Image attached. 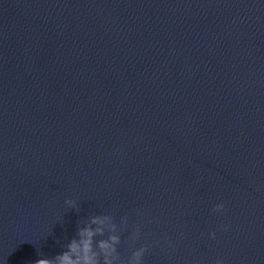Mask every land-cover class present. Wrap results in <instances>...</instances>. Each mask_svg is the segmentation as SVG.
Instances as JSON below:
<instances>
[{"label":"water","instance_id":"obj_1","mask_svg":"<svg viewBox=\"0 0 264 264\" xmlns=\"http://www.w3.org/2000/svg\"><path fill=\"white\" fill-rule=\"evenodd\" d=\"M99 214L144 264H264V0H0V264Z\"/></svg>","mask_w":264,"mask_h":264},{"label":"clouds","instance_id":"obj_2","mask_svg":"<svg viewBox=\"0 0 264 264\" xmlns=\"http://www.w3.org/2000/svg\"><path fill=\"white\" fill-rule=\"evenodd\" d=\"M69 208H75V200H66ZM224 204H216L213 211L223 212ZM128 217L121 218L118 224L112 214L91 215L82 220L76 236L65 246V250L52 258H42L35 264H144L143 257L151 245L135 248V241L141 237L139 224L133 225L129 246L133 248L129 256H122L118 246L122 243L121 234L128 229ZM215 238V232L210 234ZM158 243V242H157ZM216 264H224L217 259Z\"/></svg>","mask_w":264,"mask_h":264}]
</instances>
